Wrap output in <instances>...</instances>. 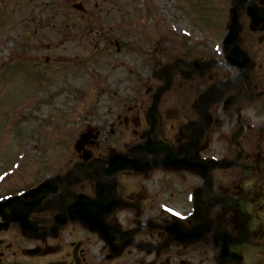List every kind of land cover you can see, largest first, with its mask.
Returning <instances> with one entry per match:
<instances>
[{"label":"flooded vegetation","instance_id":"1","mask_svg":"<svg viewBox=\"0 0 264 264\" xmlns=\"http://www.w3.org/2000/svg\"><path fill=\"white\" fill-rule=\"evenodd\" d=\"M244 4L236 43H224V20L214 42L185 47L155 109L158 75L149 92L124 99L107 132L129 128L128 141H90L89 159L75 151L54 167L65 180L30 215L36 231L24 234L0 210V264H250V243L264 248V224L250 225L264 212V0ZM71 195L89 198L81 206L97 227L54 222L76 204Z\"/></svg>","mask_w":264,"mask_h":264},{"label":"rangeland","instance_id":"2","mask_svg":"<svg viewBox=\"0 0 264 264\" xmlns=\"http://www.w3.org/2000/svg\"><path fill=\"white\" fill-rule=\"evenodd\" d=\"M231 1L0 0V194L53 172L58 156L65 164L84 129H98L113 99L129 92L133 76L146 94L152 69L185 55L184 47L167 52L170 24L205 33L228 19ZM134 61L123 77L128 85L120 78ZM106 71L113 74L104 79ZM129 132L104 130L103 144L128 141Z\"/></svg>","mask_w":264,"mask_h":264}]
</instances>
